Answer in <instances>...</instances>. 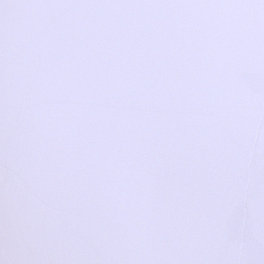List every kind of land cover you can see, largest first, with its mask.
I'll return each instance as SVG.
<instances>
[{"label": "snow or ice", "instance_id": "snow-or-ice-1", "mask_svg": "<svg viewBox=\"0 0 264 264\" xmlns=\"http://www.w3.org/2000/svg\"><path fill=\"white\" fill-rule=\"evenodd\" d=\"M0 264H264V0H0Z\"/></svg>", "mask_w": 264, "mask_h": 264}]
</instances>
